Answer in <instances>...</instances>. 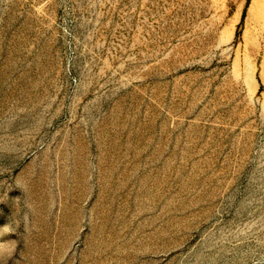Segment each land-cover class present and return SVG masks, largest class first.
<instances>
[{
  "label": "rangeland",
  "instance_id": "rangeland-1",
  "mask_svg": "<svg viewBox=\"0 0 264 264\" xmlns=\"http://www.w3.org/2000/svg\"><path fill=\"white\" fill-rule=\"evenodd\" d=\"M0 264H264V0H0Z\"/></svg>",
  "mask_w": 264,
  "mask_h": 264
}]
</instances>
